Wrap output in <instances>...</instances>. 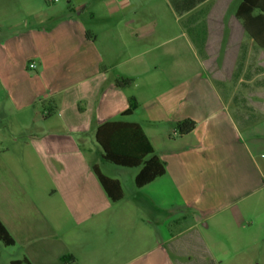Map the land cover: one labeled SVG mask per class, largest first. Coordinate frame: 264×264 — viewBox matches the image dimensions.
<instances>
[{"label": "crops", "instance_id": "crops-1", "mask_svg": "<svg viewBox=\"0 0 264 264\" xmlns=\"http://www.w3.org/2000/svg\"><path fill=\"white\" fill-rule=\"evenodd\" d=\"M186 1L0 0V222L20 248L12 260L214 264L221 245L241 249L239 264L256 248L264 264V143L246 98L229 91L264 75L247 62L264 56L248 33L263 39L264 13L247 30L242 0L227 16L233 0ZM131 104L121 118L140 125L165 173L136 187V171L126 195L111 177L122 191L111 201L92 170L94 132ZM184 118L195 127L178 135Z\"/></svg>", "mask_w": 264, "mask_h": 264}, {"label": "trees", "instance_id": "trees-1", "mask_svg": "<svg viewBox=\"0 0 264 264\" xmlns=\"http://www.w3.org/2000/svg\"><path fill=\"white\" fill-rule=\"evenodd\" d=\"M184 3L187 4V9L191 8L190 1L185 0ZM172 5L175 10H178L174 1H172ZM254 9L260 11L258 16H263L261 13H264V6L258 0H242L236 8L235 15L242 19L243 25L247 30V16L251 15ZM260 26L264 32V22ZM248 33L259 45L264 47V37L260 39L258 36L252 34L250 30H248ZM114 82L119 87H125L130 85L132 80L120 76ZM133 106L131 104L128 109L120 114L118 119L105 121L98 125L94 132V139L100 148V159L123 167L138 168L134 176V185L140 187L163 175L165 173V164L155 154L148 137L140 125L136 122L122 120L121 117L131 113ZM194 127L195 121L190 118H184L175 123V130L178 135L186 134ZM92 170L109 199L111 201L120 199L122 191L118 180L104 175L94 165L92 166ZM0 241L4 245L14 244L13 238L1 222ZM10 264H30V262L23 257L19 260H11Z\"/></svg>", "mask_w": 264, "mask_h": 264}, {"label": "rangeland", "instance_id": "rangeland-1", "mask_svg": "<svg viewBox=\"0 0 264 264\" xmlns=\"http://www.w3.org/2000/svg\"><path fill=\"white\" fill-rule=\"evenodd\" d=\"M28 1V0H26ZM33 1H40V0H33ZM45 5H48L50 1L48 0H42ZM155 1V0H154ZM163 1V0H162ZM52 3V2H51ZM237 0H233L232 3L228 7V11L226 12V16L229 13L230 9H233L234 6L236 5ZM172 13L169 10L168 12V18L169 20L172 18ZM185 32L187 35L192 38L191 36V31L192 29L188 30V27L185 26ZM170 45V44H169ZM224 46V43L223 45ZM260 56V55H259ZM247 57V62L251 63L252 65H262L264 67V56L263 57ZM251 75V74H250ZM259 82L264 83V75L259 74L256 77H253L249 83L247 88H235L232 87L230 88V92L234 93L236 92L237 95H242L243 97L246 98V104L249 103V107H247V116H249V121L257 123L256 126L259 128L258 135L260 139L263 140L264 143V97L259 98L255 94L257 91L256 87V80ZM243 104V103H242ZM244 105V104H243ZM242 105V106H243ZM252 107V109L250 108ZM258 106L259 111H257L255 108ZM254 137V136H253ZM253 137H249V140L252 139ZM100 149V148H99ZM264 154V148L261 151ZM94 157L97 156V154L94 152L93 153ZM98 158V157H96ZM96 163L98 164V167L100 168L101 172L103 174H106L110 177H115L119 178V180L122 183L125 195L130 192V190L133 188L132 184V176L133 174L138 170L137 167H123L119 165H115L109 161L102 160L98 158L96 160ZM21 170V169H20ZM198 229L200 232L203 234L205 239H207L208 236H215L213 239H217L218 234L213 231L212 226L208 227H202V225L198 226ZM218 242H216L217 244ZM241 249L239 248H233V247H222L221 245H215L210 247V251L212 253L213 258L215 259L214 264H239L236 262V253L239 252ZM20 254V248L17 245H4L0 241V264H10V261L14 258L19 257ZM246 262L243 264H262L258 259L256 258V248H249L246 250Z\"/></svg>", "mask_w": 264, "mask_h": 264}, {"label": "built area", "instance_id": "built-area-1", "mask_svg": "<svg viewBox=\"0 0 264 264\" xmlns=\"http://www.w3.org/2000/svg\"><path fill=\"white\" fill-rule=\"evenodd\" d=\"M48 1H50V2H54V1H57V0H48ZM30 68H33L34 67V63H29V65H28Z\"/></svg>", "mask_w": 264, "mask_h": 264}]
</instances>
